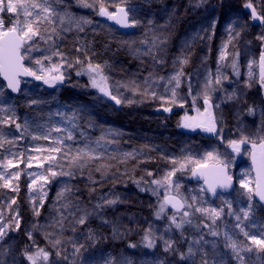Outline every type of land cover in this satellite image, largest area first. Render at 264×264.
<instances>
[{
	"label": "rangeland",
	"instance_id": "374dc122",
	"mask_svg": "<svg viewBox=\"0 0 264 264\" xmlns=\"http://www.w3.org/2000/svg\"><path fill=\"white\" fill-rule=\"evenodd\" d=\"M49 3L60 15L84 18L91 23L81 21V31L75 23L61 25L56 18L55 24L41 25L40 34L44 39L33 37L22 48L27 67L37 75L44 74L41 67L48 70L52 65H62L63 83L51 87L42 80H23L21 92L15 95L8 90L0 75V121L11 118L8 123H0V138L12 141L0 147V173H5V178L11 179L12 183L10 188L3 187L4 180H0V227L7 229L0 239V264H28L26 252L14 232L17 214L20 226L24 219L17 207L19 195L26 201L27 215L29 213L24 221L27 238L34 246L31 249L34 253L39 249L49 252L53 264H107L109 260L112 264H121L124 259L132 264H176L169 261L164 241H172L170 250L175 249L179 230L187 232L186 248L191 246L197 252L195 257L187 258L190 264H196L201 248L209 253L206 257L209 264L214 261L240 264L232 249L226 247L229 241L224 233L227 232L240 246L251 245V241L237 227L241 222L235 216H241L242 226L249 235L264 239L261 235L264 233V203L255 196L249 201L246 195H242L246 190L240 187L242 179L248 181L250 187L255 186L252 160L253 155L261 151L259 145L264 140V87L259 83L258 64L264 47L257 39L264 35V24L251 18V10L245 7L248 2L236 6L227 0H197L198 15L186 20L188 11L184 3L104 0L105 7L111 11L121 5L129 8L131 19L139 22L134 32L122 31L106 21L105 16L98 14L99 5L85 8L78 0H49ZM253 5L257 9V4ZM0 18L5 28L11 27L17 19H25L22 14L7 11L0 13ZM53 27L56 32H52ZM153 42L157 47L152 49V54H146ZM120 51L127 55L124 59L117 55ZM222 51L227 53L224 61L220 60ZM56 52L61 55H55ZM185 57L188 63L181 65L180 61ZM234 58L239 75L232 68ZM37 60L42 64H37ZM89 62L102 66L108 87L123 101L121 104H116L99 88L93 87L91 75L90 87L98 92L65 91L78 68ZM181 67L184 76L176 89V102L172 103V85L167 81ZM218 70L228 79L222 80L221 85L213 84L215 90L209 91L217 132L182 127L186 116L198 117L197 109L204 113L207 107L203 99L206 77L209 73L214 77ZM51 75L57 73L53 71ZM96 79L99 81V77ZM146 89L149 93L155 92L156 96L143 95ZM96 93L104 102L95 101ZM233 93L234 98L228 99ZM32 100L38 103L32 104ZM129 100L133 103H128ZM248 101H252V107L256 108L254 120L248 116L251 108ZM165 108L171 111H164ZM175 113L177 123H172L168 118ZM198 118L206 119L207 116ZM16 123L27 126L17 129ZM73 124L76 127H72ZM55 127L73 132L74 139L64 141V152L67 153L69 148L71 152L67 156L59 154L57 163L74 175L49 177L50 183L43 185L47 196L37 216L32 200L35 198L37 205L41 201L38 192L32 191L29 185L39 174L47 175L49 163L45 160L48 153L36 149L55 147L53 140L63 138L65 133L53 131L49 140L33 139V136H43L48 129ZM245 137L247 142L240 145V151H233L228 142ZM98 140L99 144L96 143ZM85 145L95 149L99 158L88 161L86 167L69 169L70 157ZM208 152H213L230 167L232 176L238 180L234 192L222 193L213 199L204 184L194 178L191 171L197 164L186 162V158L201 164L217 162L216 159H206ZM128 153L132 155H126ZM30 157L34 159L31 160L32 166L28 167ZM9 160L12 165L3 167ZM173 160L186 162V166L176 172L172 177L173 184L169 186L164 177L179 168V164L172 163ZM40 163L44 166L40 167ZM16 172L20 173L19 179L12 178L11 174ZM155 180L162 183L157 185L153 183ZM65 187L69 190L58 200L57 194ZM170 193L185 200L184 210L172 213L165 203V196ZM13 200L16 201L14 204ZM108 200L116 203L108 205ZM226 201L231 203V209ZM66 203L71 207L64 208ZM249 203L254 211L243 220L241 209L247 208ZM162 204L163 211L160 209ZM198 208H223L224 211L213 224L208 214L197 211ZM147 209H154L152 217L145 212ZM84 212L89 213L87 222L76 224ZM185 212L189 215L185 216ZM230 212L234 214L229 215ZM61 214L66 217L62 227L57 223ZM173 216L177 222L190 220L191 223L177 229L172 223ZM114 227L119 229L118 234L114 235ZM149 228L155 240L154 248H147L143 242ZM211 231L220 235L212 236ZM90 232L92 239L88 238ZM132 237L141 253L117 245ZM57 239L61 241L59 245H55ZM197 240H200L199 244L195 243ZM73 244H83L84 248L73 255ZM58 251L60 256L56 255ZM240 255L244 257V264H264V251L254 245L252 251H243Z\"/></svg>",
	"mask_w": 264,
	"mask_h": 264
},
{
	"label": "snow or ice",
	"instance_id": "6c2138e0",
	"mask_svg": "<svg viewBox=\"0 0 264 264\" xmlns=\"http://www.w3.org/2000/svg\"><path fill=\"white\" fill-rule=\"evenodd\" d=\"M78 3H80L85 8H93L96 5H99L97 11L100 16H106L110 20H114L117 24H120L124 27H134L139 22L136 20L129 21V15L128 11L124 7H118L116 11L109 12L108 9L105 7L104 0H93V3H88V0H78ZM245 7L251 10V18L253 20L259 21L261 24H264V15H261L256 7L253 5L251 0H249L248 3L245 4ZM38 10V11H37ZM12 12V13H18L22 14L25 18L23 21L17 19L16 22L8 28L4 27V21L2 18H0V74L4 76V78L7 80V87L10 88L13 92H19L20 91V75L25 76H34L37 80H42L44 84H47L51 87H55L57 83H63L64 81V75L60 72V67L62 65H52V67L48 70L43 69L41 67V72L44 73L42 75H37V73L33 72L31 69L24 67L23 60L25 59V56L21 54V49L23 46L30 40L33 39V37L40 36L41 39H44L43 36H41V25L42 24H55L56 18L59 19V22L61 25H63L65 22L72 24L75 23L76 27L79 28L81 31H83V28L81 27V21L83 23H91V21L86 20L84 18L76 19L75 17L69 16L68 14L60 15L49 3V0H43V2H40V0H0V13L3 12ZM52 32H56V29L53 27ZM236 35L238 36L239 33L237 32ZM50 38V37H49ZM158 39V38H157ZM262 42V47H264V35L257 37ZM161 43H164V41H161ZM157 44L153 42L152 47L149 48L148 52L146 54H152V49L156 48ZM55 55H61L59 52L54 53ZM238 55V53H237ZM227 57V53L225 51H222L220 54V60L224 61ZM156 58L155 56L153 57ZM47 59V58H46ZM162 62V61H160ZM37 64H42L40 60L36 61ZM77 63H81L79 60H77ZM181 65L187 64L188 60L185 57L183 60L180 61ZM252 63H256V61H253ZM252 63L249 64V77L251 78L253 76V73L251 72ZM260 73H259V83L261 87H264V51H261L259 55L258 60ZM71 66V65H69ZM232 68L236 72L237 75H239L238 71V65L236 63L235 58L232 61ZM55 71L57 75H51V73ZM86 71L89 73V75L92 76V86L99 88V90L104 93V95L109 96L112 100L116 102V104H121L123 101L119 99L116 95H113L110 91L108 84H107V77L103 75V68L101 65L96 64L93 65L91 62L88 63ZM81 73L78 72L77 75H80ZM95 74V75H92ZM184 76L182 67L181 69L173 76H171L167 84L172 85L171 88V99L172 103L176 102V96L177 92L176 89L180 87L181 84V78ZM96 77H99V81L96 79ZM163 79V78H160ZM228 79V77L223 76L219 70L217 71V74L213 77L211 73L208 74L206 77V82L204 84V91H203V99L204 104L207 106L204 110V113H200V110L197 109L198 117L206 115V119H199L198 117H188L186 116L184 118V122L181 125L184 128H188L191 130H196L197 128L202 129L205 132L210 133H216L217 132V123L215 120V117L212 114V108L213 104L211 103V97L209 95L210 90L212 89V85H221L222 80ZM147 83V81H146ZM249 87H251V83L248 84ZM189 88H191V85H189ZM168 90V89H166ZM2 95V93H0ZM143 95L148 96L151 95L152 97L156 96L155 92L149 93V91L146 89ZM235 93L232 94V96H229L228 99L234 98ZM128 103H133V101L129 100ZM32 104H37L38 101L32 100ZM218 107V105H217ZM164 111H171L170 108H165ZM250 114H254L255 109L249 108L248 109ZM57 115H60V113H57ZM75 118V113H73L72 119ZM11 118H8L6 120L0 121V123H8V120ZM66 119H68L66 117ZM14 122V121H13ZM71 123V119L69 120ZM27 124L21 125L19 123L15 124V127L17 129H21L22 127H26ZM72 127H76L75 124L72 125ZM55 132H61L63 131L65 133V136L63 138H55L53 140V143L56 145L55 147H50L48 149H36L37 152H44L46 151L48 155L45 157V160L49 163V167L47 168V175L41 173L38 176H36L31 184L29 185L30 189L34 192H38L39 199L41 203L37 205L36 199L33 198V210L34 214L39 216L40 215V209L43 207V200L47 196V192L44 191L43 185L50 183L51 178H56L57 176H72L74 173L69 171L63 170V165H60L57 163L58 156L61 153H64L65 156L69 155L71 152V149L69 148L68 152L65 153V139L67 140H73L74 135L73 132L69 129H62L60 127H55L47 130V134L43 136H33V139H44L49 140L51 138V133ZM100 139H103L101 137ZM247 137L243 138L240 141H229V145L232 147L233 151L239 152L240 151V145L247 142ZM5 143H12L11 140H8L6 138H0V147H3ZM99 144V140L96 142ZM256 147V144L253 142V148ZM261 149V160L257 167V175H256V181L255 186L250 187L249 182L246 180L240 181V187L245 189L246 192L242 193V195H246L247 199L249 201L253 200V197H258L259 201L264 202V140L261 141L259 145ZM126 155L131 156V153H128ZM207 160L216 159L217 164L213 166L211 171L212 179H209L208 176L204 172H200L199 175L205 177V183L208 184V190L213 194V196L217 195V188L221 189H229L232 186V178L229 176L226 172L227 165L224 164L223 161L219 160V157L216 156L213 152H208L205 154ZM251 155V154H250ZM99 157L95 155V149L89 148L87 145L83 149H78L75 153V155H72L68 161L69 169H71L73 166L83 168L87 166V162L98 159ZM34 159L32 157L29 158L28 167H31V160ZM253 161L256 162V157L253 155ZM186 162H192L197 165H200V161H192L191 158H186ZM186 162H180L178 160H173V164H179V168L174 169L173 171L167 173V175L164 177V181L167 183V185L171 186L173 184L172 177L176 175L177 171H181L185 168ZM12 165V161L9 160L7 164L3 165V167H8ZM55 165V167H54ZM40 167H43V163L39 164ZM56 168H60L59 171L56 170ZM192 174L195 176L197 175V172L195 169L192 170ZM5 173H0V180H4L3 187H12L11 179L5 178ZM12 178L19 179L20 173L16 172L11 174ZM148 175H152V173H148ZM43 182V183H41ZM153 183L159 185L162 183L160 180H155ZM39 185V187H38ZM179 185H177V188ZM69 189L65 187L60 193L57 194V199L63 197L64 192L68 191ZM143 190V189H142ZM16 201L13 200L12 203L14 204ZM108 205L115 204V200H108L106 201ZM165 203H171L173 207L176 208H182L184 205L180 200H177L175 197L166 198ZM229 209H231L232 205L230 202H225ZM71 207L70 203H66L64 205V208ZM98 208L101 207L100 205L97 206ZM189 207H192V205H189ZM161 211L164 209V205L162 204L160 206ZM79 211V209H77ZM197 211L207 213L209 216V219H211L212 223L215 224L216 220L219 219L223 214V208L220 209H204V208H198ZM243 212V220H247L250 215H252L254 209L253 205L251 203L248 204L247 208L241 209ZM234 213H229V215H232ZM89 213L84 212L83 215H81L76 221V224L84 225L87 222ZM160 213H157V216L159 217ZM185 216H188L189 213L185 212ZM237 221H240V224H237V227L240 228V231L243 233L245 237H247L251 241V245H244L240 246L236 243V241L232 240V238L228 235L227 232L224 233V236L226 240L229 241L228 244H226V247H230L232 251L235 253L237 259L240 260V264H244V257L240 255L243 251H252V245L256 246L258 250L264 251V239L259 238L257 235H249L247 231H245L244 227L242 226V218L240 215L235 216ZM66 219V217L61 214L60 219L57 221V223L62 227L63 226V220ZM172 223L175 225L177 229H182L185 223H191V221H184L181 220L180 222H177L176 217H172ZM20 221L17 214V217L15 219V228L19 229ZM7 229L4 227H0V239H3V237L6 234ZM73 231H75V228H73ZM114 235L119 233V229L114 227ZM212 236H219L220 233L217 231H211L210 233ZM261 235H264L262 233ZM89 239H92L91 232L89 233ZM162 239V237H161ZM201 240L203 237L200 238ZM144 245L147 248H154L155 247V240L152 235V230L149 228L146 231L145 236L143 237ZM61 241L57 239L55 241V245H59ZM165 243V250L168 251L172 247V241H164ZM196 244L200 243V240L195 241ZM205 243H208L205 241ZM74 249L73 255H77L80 253L81 249L84 248L83 244L72 245ZM129 247L135 248V244L129 245ZM215 247V245H213ZM201 252V258H200V264H209V260L206 258L209 253L204 250L203 248L200 249ZM50 253L45 251L44 249H39L35 255H28L27 259L31 262V264H37L38 259L42 258L44 261H48L50 257ZM57 256H60L61 253L58 251L56 253ZM197 255V252L193 249V247H189L187 254L181 253L182 259H187L191 257H195ZM67 259V257H64ZM107 264H112V261L109 260ZM121 264H132L130 260L124 259L122 260ZM213 264H222L221 262H213Z\"/></svg>",
	"mask_w": 264,
	"mask_h": 264
},
{
	"label": "trees",
	"instance_id": "16d2710c",
	"mask_svg": "<svg viewBox=\"0 0 264 264\" xmlns=\"http://www.w3.org/2000/svg\"><path fill=\"white\" fill-rule=\"evenodd\" d=\"M224 1H226V0H224ZM227 1L236 5V6L243 5L246 2H249V0H227ZM263 1L264 0H261V2H258L257 0H251V2H253L255 5L257 4V9L262 14H264V2ZM167 2H175L178 4L180 3L182 5L184 3L186 6V9L188 11L186 14V20H190L192 18H195L200 11L199 5L197 4V0H167ZM117 55L119 57H121L122 59H124L127 56L124 51L118 52ZM82 66L83 67L78 68V72H80L81 74L80 75L76 74L72 79H70V81H68L67 85L65 86V91H67V89H71L73 91H86L88 93L95 91L90 87L91 79H89L90 75L86 71L88 64H84ZM95 92H98V91H95ZM95 96H96L95 101H98L101 103L104 102V99L102 97H100V95L98 93H96ZM251 102L252 101H248V104H250L251 108H254V107H252ZM255 115H256V109H255L254 114H250V113L248 114V116L253 120L255 118ZM168 119L172 123H177L176 122V113L173 114V116H171ZM187 173H190V172H187ZM150 195H152V194L150 193ZM17 207H18V210L21 211V213L25 219L28 210H27L26 201L24 200L23 197H21V195L18 196ZM130 207H137V206H130ZM145 212L149 216L152 217L154 209L153 210L147 209ZM172 213L175 214L176 212L174 210H172ZM28 215H29V213H28ZM24 219L22 220L23 224L19 227V229L15 228L14 232H16L17 239H18L17 241H18L19 245L21 246V248L23 250H25L26 255L27 256L28 255H34L35 253L31 249L33 245H31L30 239L27 238L26 224H25L26 222L24 221ZM186 235H187V232L182 231V230L178 231V235L176 237L177 243L175 244V249L167 251V256L169 258V261L174 262L176 264H190L187 259L181 258V253L187 254V251H188V248H186V245H185V243H187V240H185ZM131 244H135L136 247L135 248L129 247V245H131ZM117 245L119 247L121 246L125 250H130L131 252L141 253V250L139 249V247H137L136 240L134 237H132L129 240L120 241V243H117ZM141 248L143 249V247H141ZM200 258H201V256H198V258L196 259V264H200ZM53 262H54V259L52 257L51 258L49 257L48 261H44L42 258H40V259H38L37 264H53ZM28 264H31V262L29 260H28Z\"/></svg>",
	"mask_w": 264,
	"mask_h": 264
},
{
	"label": "water",
	"instance_id": "95a60500",
	"mask_svg": "<svg viewBox=\"0 0 264 264\" xmlns=\"http://www.w3.org/2000/svg\"><path fill=\"white\" fill-rule=\"evenodd\" d=\"M121 6L124 7V8L126 9V11H128L129 21H132V19H131V17H130V14H129V8H128L126 5H121ZM121 6H118V7H121ZM118 7H117V8H118ZM117 8H116V10H117ZM108 11H109V12H114V11H111V9H110V10L108 9ZM105 20L108 21L109 23H112L113 25H115L116 27H118L119 29H121L122 31H126V32H134L135 26H134V27H124V26H122V25H120V24H117L114 20H110V19H108L106 16H105ZM21 54L23 55V53H22V49H21ZM23 65H24V67L28 68L27 65H26V60H25V59L23 60ZM32 71H33V70H32ZM33 72H34V71H33ZM0 75H1L2 80L7 84V80L4 78V76H3L2 74H0ZM18 78H19V80H20V82H21V83H20V91H19V92H13L10 88H8V90H9L12 94H15V95H18V94L21 92V90H22V88H23V85H24L23 80H28V81H29V80H31V81H32V80H33V81H39V80L35 79L34 76L20 75ZM257 153H258V154H256V156H255V157H256V162L254 163V161L252 160V165H253V169H254L255 177H256V175H257V167H258V165H259V163H260V160H261V151H259V152H257ZM217 163H218V162H210V163H206V164H200V165H197V166L194 167V169H195L196 172H197V175L194 176L195 179H197L198 181H200V182H202V183L204 184L206 191L209 193V195H210L213 199L217 198V197H218L220 194H222V193H232V192H234V190H235L234 188L237 187V183H238L237 178H235L234 176H232V174H231V169H230V167L227 165L226 172H227V174H228L229 176H231V178H232V186H231V188H229V189H221V188H217V195L213 196V194L208 190V184L205 183V177L199 175V173H200V172H204V173L208 176L209 179H212L211 171H212L213 166L216 165ZM224 164H225V163H224ZM171 197H175L177 200H180V201L183 203V205H184L182 208H176V207H173L171 203H166V204H168L169 207H170L172 210H174L176 213H177V212H180V211H182V210H184V209L186 208L187 203H185V200H184L180 195L170 193V194H167V195L165 196V199H166V198H171ZM257 198H258V197H257ZM258 199H259V198H258ZM263 203H264V202H263Z\"/></svg>",
	"mask_w": 264,
	"mask_h": 264
},
{
	"label": "bare ground",
	"instance_id": "6f19581e",
	"mask_svg": "<svg viewBox=\"0 0 264 264\" xmlns=\"http://www.w3.org/2000/svg\"><path fill=\"white\" fill-rule=\"evenodd\" d=\"M180 2V1H179ZM180 8V7H179ZM184 11V9H182ZM131 63V62H130ZM256 109V108H255Z\"/></svg>",
	"mask_w": 264,
	"mask_h": 264
}]
</instances>
